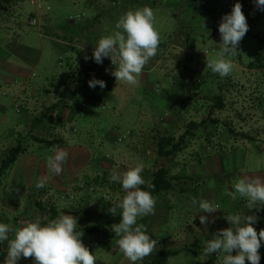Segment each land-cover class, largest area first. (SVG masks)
I'll return each instance as SVG.
<instances>
[{"label":"rangeland","instance_id":"obj_1","mask_svg":"<svg viewBox=\"0 0 264 264\" xmlns=\"http://www.w3.org/2000/svg\"><path fill=\"white\" fill-rule=\"evenodd\" d=\"M45 1L50 11H42L38 15L39 26L36 27L29 24L30 18L34 15L28 0H0L2 26L7 30L17 31L12 34L0 26V56H3L0 65L20 64L25 73L30 74L25 95L31 94L34 87L46 84L51 86L49 84L51 78L58 76L56 78L58 80H53L55 86L51 87L54 95H57L70 83L71 76L82 65L94 62L92 55L98 40L116 31L118 19L128 10L151 4L160 44L156 56L150 59L137 78L139 81L137 85L117 83L115 79L109 98L96 92L98 96L91 102L86 101L89 93L85 92L78 99L69 102L70 118H64L63 128L60 125H53L52 121L48 128L45 123L44 127L35 131L38 137L47 140L62 138L65 146H54L75 155L76 159H79L78 164L89 160L92 167L96 163L105 162L106 173L102 174V170L98 169L97 179L93 168L89 169L90 181L87 183L84 184L83 178L79 177L82 180L80 190H87V195L75 201L70 199L72 191L64 189L66 180L71 176L68 170L63 172L64 177H56L57 187L60 186V189L55 187L50 192L46 186L42 190H25L23 194L26 182L21 181L19 174L21 167L18 164L25 158H30L41 162L40 167L45 170L48 157L54 155L51 151L54 146L40 147L38 144L24 141L31 122V120L25 122L30 118L29 114L22 110L23 105L20 101L10 106L12 95L4 90H2L4 94L0 91V119L3 109H6L4 112L6 118L0 122V161L10 145L19 140L28 149V152L20 155L0 179V195L5 198L7 204L13 205L15 212L12 217L6 215L9 218L8 225L20 227L22 221L36 219L44 223L48 220L52 207L60 214L69 215L70 211L77 212L72 216L77 218L78 228L89 224L100 205L107 202L113 206L117 200L122 199L121 193H117V190L124 189L118 187L117 182L110 180L115 156L119 154L125 170L130 166L143 164L145 158L151 156L147 168L151 167L154 171L159 160L155 152V136L153 138L145 136L150 129L164 127L166 118L170 115L179 118L176 124L183 125L188 122V114L195 115L197 121L209 115L216 116L220 121L225 120L226 114L232 112L230 111L232 100L239 102L235 103L236 110L241 111L238 98L240 96L243 98L247 92L253 97L258 121L260 120L254 132L257 133V129L262 131L260 140L254 143L244 140L232 141L221 149L213 147L208 150L207 147L201 146L197 153L194 151L184 153L180 160L182 163L186 162L184 163L187 164L186 168L182 167V163L166 167L172 188L169 192L154 197L156 200L154 214L138 218L137 224L143 223L146 226L147 234L157 241L156 248L162 244L172 251L189 244L190 249L194 247L191 245L196 237L190 232V229L193 233L196 232L192 224L195 223L196 216L207 214L200 212L198 203H192L194 198L197 201L207 199L219 204L221 209L211 215L226 211L228 204L233 205L232 210L235 212L243 209L249 211L246 208V199L235 193L234 184L239 179L250 176L259 177L264 181V66L260 71L248 68L260 48L264 49V45L261 46L256 38L264 39V9L252 7L251 0H198L197 4L191 3L190 0H138L144 5L138 8L134 5L136 0ZM175 2L178 4L173 6ZM237 2L242 5L249 30L237 47L238 53L225 57L233 63L231 74L220 77L206 66V59L216 58L220 51L221 36L216 27L224 15L230 14ZM207 6L210 7L209 10ZM210 17H213L214 21L210 20ZM70 23L85 26L86 30L81 34L79 42L71 44V47L84 53L83 57L68 50L58 49V46L63 49L67 47L68 41L60 28ZM186 37L189 38L188 43H185ZM103 59L109 66L115 68L110 58ZM190 79L193 81L192 86ZM2 80L0 77V86L5 89ZM19 81L12 80V84H17L19 88ZM242 87L245 88L243 91ZM220 94L225 98V104L229 105L226 111L219 112L210 107L213 103L211 98ZM208 101L211 104L207 106ZM232 125L238 131H246L236 122L232 121ZM207 131L211 133L212 129L208 128ZM196 135L199 138L201 135L205 137V130L198 129ZM122 138L123 141L119 142L118 139ZM195 154L197 164H194ZM193 166H198L200 171L193 172ZM117 171L121 172L120 169ZM143 173L144 171L141 175L146 180L148 176ZM173 176L180 179H173ZM102 180L105 183L100 190L96 184H101ZM48 193H51L49 197ZM33 199L40 201L43 212L36 209ZM71 203L76 205L71 206ZM14 218L18 223L16 225ZM183 219L191 220L192 228L186 227V232L179 233L180 222L184 221ZM149 224L152 227H149ZM82 233L81 241L95 255L96 264H131L119 251L116 243L118 237L108 239L103 233L93 236ZM13 235L11 233L10 238H13ZM204 239L201 241L202 244L206 241ZM202 250L203 248H197L196 254L188 250L171 255L168 264H223V252L205 257ZM259 253L260 256H264L263 246L260 247ZM146 258L137 261L136 264H142ZM17 264H34V261L32 258L21 257Z\"/></svg>","mask_w":264,"mask_h":264},{"label":"clouds","instance_id":"obj_2","mask_svg":"<svg viewBox=\"0 0 264 264\" xmlns=\"http://www.w3.org/2000/svg\"><path fill=\"white\" fill-rule=\"evenodd\" d=\"M255 4L264 9V0H255ZM115 28L116 31L98 40L92 58L98 64L103 62V58H110L115 65L111 75L117 83L135 86L139 83L137 78L144 66L156 56L160 44L154 11L148 6L128 10L118 19ZM218 30L221 36L220 51L216 58L206 59V66L220 77H227L233 70V63L225 57L238 53L237 47L249 30L241 3H235L230 14L222 17ZM88 83L90 88L106 86L103 80L95 78ZM51 151L54 155L48 157L47 167L59 175L68 153L59 146H54ZM143 170V164H136L122 172L112 169L110 173V180L120 183L125 191L123 198L109 209L113 216L117 209L121 210L120 220L111 225V230L118 237L116 243L119 251L131 264L151 255L157 244L147 234L146 226L137 224L138 218L154 214L156 204L151 192L141 188L145 184L154 187L143 179ZM45 182L46 177H41L35 187L43 188ZM234 189L235 193L246 199L247 209L264 206V181L259 177L241 178L235 182ZM192 203H198L200 212L204 213L212 214L221 209L219 204L207 199L197 201L194 198ZM199 219L202 225L209 223L207 216L201 215ZM225 219L230 227L218 230L206 242L202 255L207 257L223 252V264H245L246 260L250 264H259L264 229L258 233L253 227L257 217L237 213L228 214ZM77 228V218L65 213L47 223H41L39 219L24 220L20 227L0 223V243L8 242L4 264H17L21 257L32 258L34 264H96L95 255L82 243L83 233L78 232ZM9 233L14 234L13 238L9 239Z\"/></svg>","mask_w":264,"mask_h":264},{"label":"crops","instance_id":"obj_3","mask_svg":"<svg viewBox=\"0 0 264 264\" xmlns=\"http://www.w3.org/2000/svg\"><path fill=\"white\" fill-rule=\"evenodd\" d=\"M174 4L177 5L178 3L177 2L173 3V6H174ZM150 5L151 4H149L148 6L151 7ZM140 6H144V5L140 4ZM151 8H153V7H151ZM0 26L3 29H5L2 26L1 21H0ZM5 30H7V29H5ZM60 30H62V29L60 28ZM7 31L10 33L12 32V34H15L17 32L14 30L13 31L7 30ZM63 33L65 34L64 31H63ZM80 37H81V35H80ZM80 37L77 38L75 42H79ZM83 56H84V53L82 52L81 57H83ZM2 58H3V56H0V59H2ZM5 60H7V59L5 58ZM17 65L16 66H11V65L6 66L3 64L0 65V67H1L0 68V77L3 79L2 82L4 83V85L6 87L5 89H2V87L0 86V91L2 92V94H4V92L2 91V90H4L8 94L12 95V98H11L10 104H9L10 106L12 104L20 101L23 105L22 110H24L27 114H29L28 116L30 118H27L25 120V122L28 123V122H30V120H31V122L29 124V128H28V131H27V134L25 136L24 141L38 144L40 147L45 146L43 144H39V143L32 141L31 137L41 138L35 134V131H39L41 127H44L45 123L47 125L46 128H48V124L52 121H53V125H60L63 128L64 118L65 119L70 118V109H69V102L70 101H66L65 103H60L59 106H57L54 109H51L48 112L45 119L43 120L42 124L35 123L36 118L40 117L46 109H49L50 107H52L57 102L58 95H59L60 91L57 95L56 94L54 95L53 89H51V87L55 86L53 80H55V81L58 80V79H56L58 76L51 78V80H50L51 82H49V84L51 86H47V84H46V85L41 86V87H34L32 89L31 94L25 95L26 91L28 89V85H29L30 74H26L25 70L23 69V67L20 64H17ZM19 67H21V68H19ZM260 70H261V68L258 69V71H260ZM193 77H195V76H193ZM15 79L20 80L19 81L20 82L19 88L17 87V84H14V85L12 84V80H15ZM244 89L245 88L242 87V91ZM88 93H89L88 98H86V101H88V102H91L92 100L96 99V97L98 96L96 94V92H94V91H91ZM251 93H253V92H251ZM249 95H250V93L247 92V94L243 95L244 96L243 98H242V96H240V98H238L240 101V104H241V108H240L241 111H239V112H238V110H236L237 108L235 105V103L238 104L239 102L237 100H232V104H231L232 109H230V111H232V112L226 114L225 120L220 121L214 115L203 116L202 120H207L206 126L203 129L202 128H196L192 131L190 140L188 141L185 148L181 152L177 153L176 155H174L173 157H171L170 159L165 160V161L158 159L159 162H157L156 168L159 167V165H161V164H163L165 167H168L169 165L177 166L183 162L180 160V158H181V156L184 155V153L189 152V151H194V153H197V149L201 146H205L209 150V149H212L213 147H215L216 149L217 148L221 149L224 145H227L232 141L237 142V141L244 140V141H249L252 143L258 142L260 140L259 138H260L262 131L257 129V133H254V132L256 130V125H257V123H259L260 120L258 121V116H257V112L255 109V103H253V101H252L253 97H251ZM78 98H76V99H78ZM223 101H224V106H223L222 110L226 111V110H228L229 105L227 103L225 104V98L224 97H223ZM210 104H211L210 101H208L206 103L207 106ZM211 105H210V107H211ZM194 106H196V105H194ZM5 110L3 109V115L0 119V122H3L4 119L6 118V113H4V112H6ZM222 110H220V111H222ZM194 117H195V115L188 114V116H187L188 122L186 123V125H183V124H176V121L179 118L174 117V116L171 117V115H170L169 117L166 118V121H165L166 124L164 125V127H159V129H158V127L157 128L154 127L152 129H150V132L147 135L145 134V136H150L151 138H153L155 136L154 140H156L158 137H164V136H168V135H171V136H174L175 138H177L184 133L186 126L189 122H194V123L198 124L202 121V120L197 121ZM232 121L236 122L237 125H240L239 126L240 128H245L246 131L236 130L234 128V126L232 125ZM208 128L212 129L211 133H210V131H207ZM198 129L205 130L206 136L204 137L201 135V137L199 138V136L196 135V131ZM250 134H252V136ZM42 139L47 140L45 138H42ZM51 140H57V143L54 145H59L60 147L65 146L64 145L65 142L62 138H56L55 137L53 139L50 138L47 141H51ZM19 141H17L16 143H18ZM15 144L10 145V147L14 146ZM27 152H28V149L26 148V152L24 154H26ZM66 152L68 153V158L64 162L63 170L59 175H57L54 172H52L51 170H49L48 167L45 168V170L42 169V167H40V166H42L41 162H36L35 160L30 159V158L29 159L25 158L23 162H20V164H18V165L21 167V171H19L21 181L23 180V183H24V181L26 182V187H25V189L23 188V194L25 193V190L26 191H30L31 189H32V191L38 190L34 184H36V182L41 177H46V182H45L44 187L47 186V188L51 190L50 192H52V190H53L52 188L57 187L56 177L57 176L58 177H60V176L64 177L63 172L68 170L71 172V176L68 177V179L66 180V184H65L64 189H66L68 192L72 191L71 196H70V199L72 201H75V200L80 199V198H84L85 195H87V190H83V189L80 190V187L82 186V184H80V183L82 182V180L79 179V177L83 178L84 184L87 183L88 181H90L89 180V175H90L89 169L93 168L96 171L94 176L97 179V176L99 173L98 169L102 170V172H103L102 174L106 173L105 172L106 171L105 170V162L101 163V164L96 163V165H93L92 167H91L92 163L89 160L84 161V163L82 162V164H78L77 162H79V161H77V160H79V159H76V156L71 155L70 152H68V151H66ZM24 154H22V155H24ZM147 154H149V153H147ZM196 155L197 154L194 155V164L197 162ZM145 157H146V155H145ZM151 159H152L151 156H147V159L145 158L144 163H143L144 164V170H143L144 173L143 174L148 176L147 179L145 180L146 182L149 181V176L153 172L151 170L150 166H149L150 168H147V162H150ZM124 161H126V160H124ZM184 163H186V162H184ZM184 163H182L181 165L183 168L184 167L186 168L187 164H184ZM112 166H110V168L112 167L113 169H116V170L120 169L121 172L123 170H125L123 160L121 159L119 154L117 156H115V158L113 159ZM82 169H85V170H82ZM193 169H194L193 172H196V171L199 172L200 171L198 166H193ZM250 177H252V176H250ZM32 178L34 179V181ZM173 179L179 180L180 177L173 176ZM104 183H105L104 180H102L101 184H96V185H98V187L101 190L104 187ZM117 186L122 188V185L118 182H117ZM43 188H40V189L42 190ZM60 188H61L60 186L57 187V189H60ZM98 189H97V191H98ZM17 190L19 191L18 186H17ZM79 193H81V194L79 195ZM117 193H121L122 198L125 195V191H122V189L117 190ZM50 194L51 193L47 194L48 197L50 196ZM8 201H11V200L8 199ZM33 202H34L33 204L35 207H36V205H35L36 203H40V201H38L37 199H33ZM72 205L74 206L76 204L71 203V206ZM162 207H164V204H162ZM13 208H14L13 205L7 204L5 202V198L2 195H0V211H2V214H0V223L9 224L8 223L9 218H7L6 215H8L9 217L14 216L13 214H15V212L13 211ZM233 208H234L233 205L228 204V209L222 213H217L216 215H211L209 213L201 214V215L207 216L209 219V223L206 225V227H205V225H202L200 223L199 218L201 215L199 214L198 216H196L195 223L192 224L195 227L196 232L194 231L195 233H193L191 231L192 229H190V232L193 234V236H196L194 238V243H192V244H194V247H190V249H189V244H187L186 246H184L178 250H180V252H182V251L186 252L189 250L193 254H196L197 253L196 249L197 248H204L206 241L213 238V236L218 232V230L230 227L227 220L225 219V216H227L228 214H237V213L245 214V215L250 214V215H255L257 218H260V219H261V217L264 216V206H260L259 209L253 208V209H250L249 211L243 209L241 211L237 210L236 212L232 210ZM69 213H70L69 215H73L74 213L77 214V212H71V211ZM76 214H74V215H76ZM83 216H84V214H83ZM14 220H15L14 225L18 224L15 218H14ZM190 221L191 220L188 219L187 221L184 220V221L180 222L181 225H180L179 233L186 232V227L192 228V226L190 225V223H191ZM149 227H152L151 224H149ZM10 234L11 233H9V239H11ZM202 239L206 240V241H204L205 243H203V244L201 242V241H203ZM2 243L5 245L8 242L4 241ZM199 244H201V246H199ZM261 246L264 247V241H261ZM232 254L235 255L236 252L233 251Z\"/></svg>","mask_w":264,"mask_h":264},{"label":"trees","instance_id":"obj_4","mask_svg":"<svg viewBox=\"0 0 264 264\" xmlns=\"http://www.w3.org/2000/svg\"><path fill=\"white\" fill-rule=\"evenodd\" d=\"M191 3L197 4L198 0H190ZM251 6H256L255 1H250ZM137 8L140 6V3L138 0L135 1L134 4ZM207 10L210 9V7H206ZM210 12V11H208ZM210 20L214 21L213 17H210ZM218 27H216V31L218 30ZM62 30L65 32L64 36L65 39L68 41V45L65 49H63L61 46H58V49L60 51H71L74 52L76 55L81 56L82 52L79 50H76L75 48L71 47V44H74L77 38L80 37V35L85 31V26H76L72 23L67 24ZM255 37V36H252ZM258 40V43L263 46L264 45V39L256 37ZM189 38H185V43H188ZM264 66V49L260 48V51L258 55L255 57L253 62H251L248 65V68L253 70H258L260 68H263ZM115 70L112 66H109L106 61L103 59V62L98 64L95 61L91 64L82 65L72 76L70 79V83L63 87V89L60 91L58 95L57 102L50 107L49 109H46L43 114L36 118L35 123L42 124L43 120L47 116L48 112L51 109L56 108L60 105V103H65L66 101H72L78 98L81 94L85 92H98L99 94H102L105 98L110 97L111 93V85L112 82L116 79L111 73ZM93 78L98 80H103L105 82V87L100 88L99 85H97L95 88L89 87V81ZM190 86L193 85V81L190 79ZM198 82V81H197ZM192 97V95H190ZM190 97V98H191ZM212 105L211 108H215L217 110H222L224 106L223 96L220 95H214L212 98ZM207 124V120H202L200 123L196 124L194 122H189L186 126V129L182 135L175 138L174 136L168 135L164 137H158L155 140V152L156 156L159 160H168L177 153L181 152L188 141L191 138V133L196 128H204ZM233 133V132H232ZM240 135V134H239ZM32 141L43 144L47 147H51L54 144L57 143V140H51L47 141L42 138H36L31 137ZM26 152V148L23 144H21V141L16 143L14 146L7 149L5 152L4 157L0 161V179L3 176V174L9 170L17 161L20 155L24 154ZM169 176L167 174L166 167L161 164L159 167L154 169V171L149 176V181L151 185L154 187H148V184L142 185L141 188L143 190H147L151 192L153 197L161 194L166 193L170 191V188H172L171 183L168 181ZM36 209H38L40 212H43L44 209L42 208L40 203H36ZM111 204L105 202L102 205H100L94 216L92 217L89 224L84 225L83 227L79 228L77 231H82L90 236L93 235H99L104 234V236L108 239L115 238L114 232L111 230V225L113 223H118L121 216V211H117L116 215L113 216L109 209L111 208ZM60 213L56 212L55 208H50L49 210V218L46 222L50 221L51 219L56 218ZM253 227L256 228L257 232L261 229H264V217L257 220V222L253 225ZM106 229L108 230L106 231ZM191 246H194L192 244ZM8 250V243L5 245L3 243H0V264H4V260L6 258ZM180 252V250H168L167 248L163 247V245H159L151 255H149L142 264H168V259L171 255H177ZM259 264H264V257L260 256ZM245 264H250L249 261H245Z\"/></svg>","mask_w":264,"mask_h":264},{"label":"built area","instance_id":"obj_5","mask_svg":"<svg viewBox=\"0 0 264 264\" xmlns=\"http://www.w3.org/2000/svg\"><path fill=\"white\" fill-rule=\"evenodd\" d=\"M46 1L45 0H28V4L30 7L33 8V17L30 18V21H29V24L31 26H36L38 27L39 26V22H38V15L42 12V11H50L49 7L46 6L45 3ZM70 21H72V19H70ZM119 142L123 141V138L122 139H118Z\"/></svg>","mask_w":264,"mask_h":264}]
</instances>
